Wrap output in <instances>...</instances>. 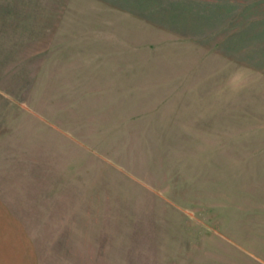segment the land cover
<instances>
[{
    "label": "rangeland",
    "instance_id": "1",
    "mask_svg": "<svg viewBox=\"0 0 264 264\" xmlns=\"http://www.w3.org/2000/svg\"><path fill=\"white\" fill-rule=\"evenodd\" d=\"M0 0V264H264V0Z\"/></svg>",
    "mask_w": 264,
    "mask_h": 264
},
{
    "label": "crops",
    "instance_id": "2",
    "mask_svg": "<svg viewBox=\"0 0 264 264\" xmlns=\"http://www.w3.org/2000/svg\"><path fill=\"white\" fill-rule=\"evenodd\" d=\"M131 6L132 5H140L141 7H149V0H131Z\"/></svg>",
    "mask_w": 264,
    "mask_h": 264
}]
</instances>
